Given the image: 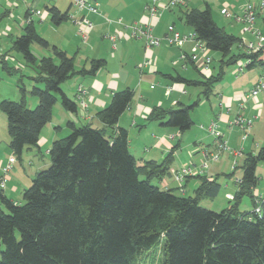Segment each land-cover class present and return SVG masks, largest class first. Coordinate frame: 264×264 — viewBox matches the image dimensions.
Wrapping results in <instances>:
<instances>
[{"label": "trees", "instance_id": "1", "mask_svg": "<svg viewBox=\"0 0 264 264\" xmlns=\"http://www.w3.org/2000/svg\"><path fill=\"white\" fill-rule=\"evenodd\" d=\"M47 11L55 26L69 20V13L57 7ZM182 19L209 52L222 57L217 74L203 82L179 75L173 79L202 87L204 98L213 93L227 67L247 59L252 61L248 69L263 63L264 48L254 54L232 53L240 38L215 22L208 5L204 10L185 11ZM23 30L12 48L35 69L28 78L32 88L20 85V101L0 103L16 160L26 149L38 147L58 101L66 111H78V104L64 93L62 85L75 76H95L107 64L93 59L89 68L76 70L75 56L56 46H51L52 57L38 59L32 45L48 49L49 42L40 36L33 21ZM4 58L1 55L0 61L7 69ZM28 95L38 100L34 108L28 107ZM133 97L129 88L116 92L110 105L96 115L101 129L68 123L70 133L52 143L51 165L36 174L23 192L22 203L0 190V264H141L158 245L161 264H264V196L255 194L264 146L257 153L245 154L242 177L229 206L221 212L211 211L200 202L218 196L222 188L219 176L194 175L199 180L194 196H179L176 189L153 185L154 180L161 182L170 174L172 154L161 163L149 160L142 164L131 154L128 131L118 124ZM199 103L155 108L148 120L184 134L194 125L191 111ZM234 172L223 176L232 179ZM191 177L186 176L177 189L184 192V182ZM244 198L251 202L250 211L240 210ZM258 206L259 213L255 210Z\"/></svg>", "mask_w": 264, "mask_h": 264}, {"label": "crops", "instance_id": "2", "mask_svg": "<svg viewBox=\"0 0 264 264\" xmlns=\"http://www.w3.org/2000/svg\"><path fill=\"white\" fill-rule=\"evenodd\" d=\"M91 1L97 3L98 14L80 10L73 4L72 0L67 9H64L62 0H32L31 3L24 1V18H21V24L23 25L27 24V20L33 21L35 25L33 17L43 24L48 20L50 21L48 7H57L62 13H69V20L59 26H55L51 21L49 22L48 27L56 34L58 40H49L50 48L48 49L52 51L51 46H56L66 51L68 55L75 56L76 70L83 67L89 68L90 61L93 59H103L107 62L106 66L98 71L95 76H75L62 85L64 86L62 87L64 93L78 104V111L70 113L62 105L60 108L57 105L54 107L56 112L53 109L52 120L43 129L38 147L34 148L37 153L41 154L44 147H47V152H49V148L55 140L64 138V135L70 133L68 127L70 122L78 127L89 124L92 127L95 126L94 128H103L102 123L96 117L97 113L110 105L116 92L127 88L133 90L134 97L130 106L120 116L118 126L128 131L129 150L138 164L149 160L161 163L168 155H173L170 174L161 181L164 189H177L182 186L175 180V173L180 171L179 167L187 166L190 161H195L192 162V167L199 168L206 161L207 154L215 151L216 141L208 130V124L212 121L218 123L219 131L223 134V139L227 142L229 148H241L244 156L247 153H257L263 147L258 142L263 140L264 135V93L259 94L256 98H251L248 95L264 73V69L259 70L254 66L251 69L246 68L243 74L237 75L236 67H239L241 62L239 61L234 64L235 69L233 72H235V75L226 76L224 74L223 78L214 85L213 93L209 98H204L202 87L186 86L183 83L173 81V79L179 75L188 80L203 82L211 75L217 74L220 68L221 56L218 57V69L212 64L207 70L200 69L196 63H186L182 60L183 53H200L193 41H186L178 46H169L166 41H163L160 47L147 50L143 39L130 38V30L117 22L118 19H122L125 24L129 25L135 23L144 26L150 25L153 34L160 38L167 36L169 26H174L180 34L189 36L193 34V30L182 19L184 12L189 9L204 10L208 5L212 15L214 8L217 11L219 21L214 19V15L213 19L220 27L240 38V42H257L247 32H244L242 24L226 18L222 13L226 9L233 12V14L240 15L249 0H184V4L174 8L165 7L171 0H162L158 4L161 11L159 18L151 17L146 9L151 0H121V2L116 0L112 3V6H104L100 0ZM42 2L45 5L43 9H40L38 5ZM5 6L7 8L13 7L12 0H6ZM19 7L20 5L16 4V8ZM7 8L4 9L2 17L11 18L14 12L12 13ZM28 12L30 13L29 18H27ZM18 14L20 17L22 16L19 11ZM83 17L90 19L95 26L87 41L82 39L78 27L72 19ZM262 21V17H260L257 26L261 30L264 41V22ZM99 32H103L101 38L97 35ZM112 35L118 36L116 49H113L112 46L110 39ZM6 36L10 37L11 35ZM79 41H82L81 43L85 45L84 48L79 45ZM237 48L236 51L232 49L233 54L245 52L239 45ZM209 56L212 58L213 63L214 56L210 55V52ZM4 59L6 60V56ZM145 60L151 61L146 67L143 66ZM260 60L263 61L260 66H264V53ZM192 64L197 67V70ZM80 85L88 91V95L85 97V108L80 107L77 99V89ZM151 86H154V88L151 89ZM168 87L173 88L172 92L167 91ZM198 100H200L199 105L191 111L194 125L184 134H180L176 129L148 120L149 115L155 108L175 109L180 107L181 104L193 105ZM35 103L32 100V107L35 106ZM238 116H243L253 122L252 130L246 140L242 139L239 128L232 126V122ZM195 123H197V127L193 128ZM235 129L237 132L233 131ZM185 150L199 155L185 160ZM234 151L236 150L233 149L232 152ZM223 155L225 160L216 165H210L200 175L209 178L219 176L220 180L224 177L223 175L233 173L236 169L232 167L229 161L233 153L229 152L227 154V152H224ZM37 156V154L34 156L33 161L30 159V166L35 165ZM11 157H14V155L10 148H0V164L2 166L6 165ZM14 169L15 167L12 171ZM11 172L4 193L15 201L11 195L16 194L18 199L21 198L26 190V183L22 185V191L18 193L19 187L13 183L16 176ZM37 173V171H34L35 176ZM241 177L242 175L233 182L232 186L229 184L232 180L228 182L226 179L224 182L226 198L232 200L237 191L236 182ZM259 177L264 182V174ZM184 185V192L189 186H193L195 189L199 185V180L192 176L187 182H184ZM255 194L264 196V183L258 184ZM16 202L19 201L16 200ZM251 209L252 207L247 206L244 211H250Z\"/></svg>", "mask_w": 264, "mask_h": 264}, {"label": "rangeland", "instance_id": "3", "mask_svg": "<svg viewBox=\"0 0 264 264\" xmlns=\"http://www.w3.org/2000/svg\"><path fill=\"white\" fill-rule=\"evenodd\" d=\"M24 1L25 2L27 1V3L32 2V0H24ZM24 1L23 0H12L13 7L8 6L9 8H7L5 6L6 0H0V55L5 54V56H6L5 62H6V67H7V69H4V67L2 66V63L0 61V103L4 100L13 101V102L20 101V98H21L20 89H19L20 85H24L26 87V89H28V90H30L32 88V83L28 78L35 74V69L31 65H28L25 62L23 56L20 53L15 52L12 48V41L14 39H16L17 37H20L24 34V30H23L24 25L21 24V22H22L21 18H24V12H25V8H24L25 2ZM70 1L71 0H62L63 6L65 7L64 9L68 8V6L70 5ZM115 1L116 0H100V2L104 6H112V3ZM118 1L121 2V0H118ZM253 1H256V0H253ZM16 4L20 5V7L16 8ZM31 5H33V4H31ZM44 5H45V3L42 2V3H40V5H38V7L40 9H43ZM5 8L10 10L12 13L14 12V14L12 15L11 18H8L6 16L4 18H2V14H3ZM17 10L19 11V13H22L21 17L19 16ZM230 13L233 15V12H230ZM213 15H214V19H216V21H219L217 19L218 13L215 10V8L213 9ZM259 18H258V20H259ZM33 19L35 21V28L37 29L40 36H42L47 41H49V40L50 41H57L58 40V37L56 36V34L53 31H51L50 28L48 27L49 22H50L49 20L43 24V23H40V21L38 19H36L34 17H33ZM258 20L256 22V28L258 30H260L257 26ZM262 22H264V21H262ZM260 32H261V30H260ZM6 35H11V36L7 37ZM97 35H99V37L101 38L103 35V32H99ZM249 36L251 37V35H249ZM81 42L82 41H79V45L82 46V48H84L85 45H83V43H81ZM236 48H237V45H235L233 47V51H236L238 49V48L237 49ZM31 50H32V53L35 55V57L38 59H40L42 57H52L53 56V53L50 49H45L36 43H34L32 45ZM242 50L244 51V49H242ZM210 55L214 56V60H213L212 65L218 69L219 68V63H218L219 58L218 57L221 56L220 53L210 52ZM234 69H235V65H231V66L227 67L225 69L226 76L227 75L234 76L235 75V72H233ZM236 69H237V67H236ZM256 69L263 70L264 66L263 65L260 66V64L256 65ZM62 87H64V86H62ZM27 100H28V107L29 108H34L37 105L36 103H38L37 98L32 96V95H28ZM32 100L34 102H36L34 107H32ZM56 105L59 106V108H60V106H61L60 101H58V103ZM54 112H56V109H54ZM194 117L195 116L193 115V118ZM194 120H195V118H194ZM197 120H198V118L196 119V121ZM208 126H209V124H208ZM196 127H197V123H195V126L193 128H196ZM233 131L237 132L236 129ZM68 134H69V132H68ZM66 136L64 135L63 137H66ZM262 138H263V140L262 141L260 140V142H258V143H261L262 146H264V135ZM9 143H10V137L8 134L7 118H6V115L0 110V148H3V149L4 148H10ZM34 148L26 149L24 151L22 158L20 160L19 159L16 160L17 163L14 164L15 169L11 172V173H14V175L16 176L15 177L16 179L14 180L13 183L17 187H19L18 193H20L22 191V185L23 184L26 183L25 189H28L31 186V183H32L31 181L35 177L34 171L39 172L42 170H47L51 165L50 155H49V152H47L48 148L44 147L42 149L41 154L37 153L36 149H34ZM233 149H235L236 151H242L241 148H230V151H225V152H227V154L229 152L233 153V156H231L229 159L232 167H233V164L235 162H237V168L234 172L235 174H234L233 178L230 180L227 179L228 182L232 180V182L229 183L231 186H232L233 182L242 175L241 165H242L244 157H245L243 155V153L241 156L235 157L234 152H232ZM36 154L38 156L36 157L35 165L30 166V162H31L30 159H32V161H33L34 156ZM184 154L186 157L185 160L186 159H188V160L192 159L195 156L199 155V154L195 155V154L189 153L188 150H185ZM205 160L208 162V165L210 166V165L218 164L222 160H225V158L223 155L217 161H215V160L213 161V160L206 159V158H205ZM192 162H195V161H190L187 164V166H192ZM187 166H184V167H187ZM182 168L183 167H179L180 170ZM257 174L259 176L264 174V162L259 164V166L257 168ZM219 181L222 184V188H221L218 196L214 199H204L200 202V205L202 207L209 209L211 211H214V212L223 211L224 209H226L229 206V202L231 201L230 199H228V197L227 198L225 197V194H226L225 191L226 190H225V183L224 182L226 181V178L222 177ZM259 183L263 184L264 182L261 181V179H260ZM153 185H156L159 188H162V184L158 180H154ZM13 193H15V192H13ZM175 194L179 195V196L193 197L194 196V188H193V186H189L185 192H182L181 190L176 189ZM8 195L10 196L9 191H8ZM11 197L13 199H15V201L17 200L20 203L23 202V195L19 199L17 198L18 196H16V194L11 195ZM245 204H247V206L249 208H251L250 200L248 198H244L242 200L241 206H240L241 211H244V209L247 207V206H245ZM161 260H162V250H161V246L158 245L157 247H155L152 251H150L148 253L146 259L141 264H161Z\"/></svg>", "mask_w": 264, "mask_h": 264}, {"label": "built area", "instance_id": "4", "mask_svg": "<svg viewBox=\"0 0 264 264\" xmlns=\"http://www.w3.org/2000/svg\"><path fill=\"white\" fill-rule=\"evenodd\" d=\"M162 0H151L150 4L147 5L146 9L149 11L150 16L154 18H159L161 16V11L158 8V4ZM73 4L79 8L80 10H85L90 13L98 14L99 8L97 3L91 0H72ZM184 0H171L166 8H174L178 5L184 4ZM36 13V11L33 10ZM223 15L226 18L233 19L237 23H240L244 27V32H247L253 39H256L257 42L249 41H241L239 46L244 49L246 54H254L259 52L261 49L264 48V41L262 37V33L260 30L256 28V22L260 16H264V0H249L245 7L243 8L242 14H231L228 10L222 11ZM39 14V12H37ZM73 19V22L78 27L80 35L84 41L88 40L90 33L94 30L95 26L94 23L86 18L83 17L81 19ZM31 22V20H27V23ZM117 22L126 29L130 30V38L132 39H143L145 42V46L147 50H151L154 48H158L162 45L163 41L169 46H178L183 44L186 41H193L195 43L196 48L199 50L200 53H192L186 54L183 53L182 60L184 62H191L196 63L200 69L207 70L210 68L212 64V58L209 56V50L207 49L206 45L199 41L195 34H191L189 36H184L180 34L174 26L168 27V34L165 38L157 37L153 34L152 28L150 25L144 26L142 24H125L122 19H118ZM113 49H116V41L118 39L117 35L110 36ZM151 63L150 60H145L143 66L146 67ZM252 63L250 59L242 60L239 64V67L236 70L237 75H241L244 73L245 69ZM154 86H151L153 89ZM173 88L168 87L167 91L170 93L172 92ZM264 93V73L260 76L257 83L254 87L249 91V97L256 98L259 94ZM88 95V91L85 87L79 86L77 89V99L81 108L86 107L85 97ZM232 126H236L242 133V139L246 140L252 130L253 122L245 118L243 116H238L233 122ZM208 130L214 136L216 141V148L215 151L207 154V159L210 160H219L222 154L225 151H230V148L227 142L223 139V134L219 131V126L216 121H212L209 126ZM242 151H234V156H241ZM16 162L15 157H11L8 163L4 166L0 164L1 176H0V190L5 191L6 183L10 172L12 171L14 164ZM208 162L204 161L203 164L197 167H183L179 172L175 174V180L180 184L183 183L184 178L186 176H194L197 174L203 173L205 170L208 169ZM237 166V162L233 164V168ZM256 212H260V207L258 206Z\"/></svg>", "mask_w": 264, "mask_h": 264}]
</instances>
